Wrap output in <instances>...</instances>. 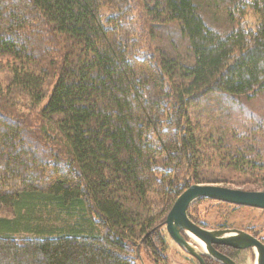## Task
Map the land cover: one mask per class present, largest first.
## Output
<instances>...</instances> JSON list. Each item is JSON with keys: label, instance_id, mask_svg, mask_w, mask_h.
Here are the masks:
<instances>
[{"label": "trees", "instance_id": "16d2710c", "mask_svg": "<svg viewBox=\"0 0 264 264\" xmlns=\"http://www.w3.org/2000/svg\"><path fill=\"white\" fill-rule=\"evenodd\" d=\"M262 103L264 0H0V264L162 261L189 187L264 191Z\"/></svg>", "mask_w": 264, "mask_h": 264}, {"label": "water", "instance_id": "95a60500", "mask_svg": "<svg viewBox=\"0 0 264 264\" xmlns=\"http://www.w3.org/2000/svg\"><path fill=\"white\" fill-rule=\"evenodd\" d=\"M200 200L264 210V192H244L214 185H193L178 197L164 223L172 242L199 264H205L204 257L219 264H236L216 252L214 246H224L237 251L250 250L255 255L254 264H264V244L259 239L239 230H207L193 224L188 218V209Z\"/></svg>", "mask_w": 264, "mask_h": 264}, {"label": "rangeland", "instance_id": "374dc122", "mask_svg": "<svg viewBox=\"0 0 264 264\" xmlns=\"http://www.w3.org/2000/svg\"><path fill=\"white\" fill-rule=\"evenodd\" d=\"M174 38V37H173ZM179 47V46H178ZM4 66V64H1ZM264 104V103H262ZM23 111V108H20ZM258 135V134H256ZM251 177H241V183H228L214 186L223 188L240 190L244 192H264L260 185L255 183ZM178 199V198H177ZM189 213L199 220L204 222L208 227L207 230H219L217 226L224 224L225 229H234L243 231L247 229L250 232H243L258 237L264 243V210L230 206L224 203L200 200L189 207ZM167 217V216H166ZM166 220V219H165ZM164 231L165 227H164ZM139 246H141L139 244ZM144 248V247H143ZM139 257V264H196L192 258L186 255L178 246L173 244L170 239L166 238V252L164 259L160 262H155L149 252L146 251L137 253ZM233 257L237 264H254L255 255L250 250L237 251L233 253ZM163 258V256L161 257Z\"/></svg>", "mask_w": 264, "mask_h": 264}, {"label": "flooded vegetation", "instance_id": "af4514ba", "mask_svg": "<svg viewBox=\"0 0 264 264\" xmlns=\"http://www.w3.org/2000/svg\"><path fill=\"white\" fill-rule=\"evenodd\" d=\"M225 204V203H224ZM227 205H229V204H227ZM230 206H233V205H230ZM240 208V207H239ZM188 218H189V220L192 218V216H191V218H190V216H188ZM191 221V220H190ZM192 222V221H191ZM193 223V222H192ZM165 227V226H164ZM205 229V228H204ZM216 230V229H215ZM219 230H222V229H219ZM184 237H185V239L187 240V241H189V242H191L190 241V239L189 238H187L185 235H183ZM252 236V235H251ZM254 237V236H253ZM256 238V237H255ZM170 239V238H169ZM257 239H258V237H257ZM260 240V239H259ZM170 241L172 242V240L170 239ZM261 241V240H260ZM262 242V241H261ZM173 243V242H172ZM263 243V242H262ZM174 244V243H173ZM264 244V243H263ZM177 246V245H176ZM214 250L216 251V252H218L219 254H221V255H223V256H225V257H227V258H229V259H231V260H233L235 263H236V261H235V259H234V257H233V253H235V252H237V250H234V249H232V248H228V247H224V246H214ZM221 250H223V251H221ZM185 253V252H184ZM186 254V253H185ZM187 255V254H186ZM189 256V255H188ZM190 257V256H189ZM190 258H192V257H190ZM193 260H195L194 258H192ZM203 261H204V263L205 264H207V262L209 263V264H219V263H217V262H215V261H213V260H211V259H209V258H207V257H204L203 258ZM194 262H196V264H199V262L198 261H194ZM237 264V263H236Z\"/></svg>", "mask_w": 264, "mask_h": 264}, {"label": "bare ground", "instance_id": "6f19581e", "mask_svg": "<svg viewBox=\"0 0 264 264\" xmlns=\"http://www.w3.org/2000/svg\"><path fill=\"white\" fill-rule=\"evenodd\" d=\"M200 251H203L202 249H199Z\"/></svg>", "mask_w": 264, "mask_h": 264}]
</instances>
